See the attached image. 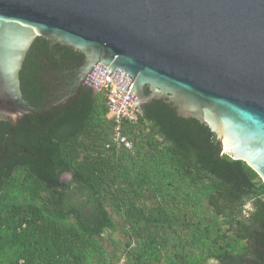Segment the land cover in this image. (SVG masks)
Returning <instances> with one entry per match:
<instances>
[{
	"label": "trees",
	"instance_id": "1",
	"mask_svg": "<svg viewBox=\"0 0 264 264\" xmlns=\"http://www.w3.org/2000/svg\"><path fill=\"white\" fill-rule=\"evenodd\" d=\"M83 61L80 51L42 37L26 53L20 89L39 113L14 127L0 121V264H105L107 206L140 236L135 264H264V184L243 161L220 155L218 139L197 119L153 99L140 106L137 123L122 124L127 149L110 142L104 92L83 85L67 103L40 108L41 74L59 80ZM149 198L161 200L152 212L140 202ZM165 203L187 216L180 223L187 233L170 253L162 248L178 232ZM152 229L163 231V244L145 234Z\"/></svg>",
	"mask_w": 264,
	"mask_h": 264
},
{
	"label": "water",
	"instance_id": "2",
	"mask_svg": "<svg viewBox=\"0 0 264 264\" xmlns=\"http://www.w3.org/2000/svg\"><path fill=\"white\" fill-rule=\"evenodd\" d=\"M37 37L84 55L75 92L97 64L120 69L139 106L161 99L197 119L264 184V0H0V121L12 127L39 113L19 80Z\"/></svg>",
	"mask_w": 264,
	"mask_h": 264
},
{
	"label": "rangeland",
	"instance_id": "3",
	"mask_svg": "<svg viewBox=\"0 0 264 264\" xmlns=\"http://www.w3.org/2000/svg\"><path fill=\"white\" fill-rule=\"evenodd\" d=\"M59 81L60 82L58 83V85L54 86L49 92L50 95H49L48 104L50 105L66 103L71 96L73 87L72 84L66 83V76L59 79ZM146 127L147 126L143 127V129ZM110 137H111L110 142L115 143V145H117L118 147L123 146L118 144V142L113 138V133L110 135ZM122 137H124L125 141L129 143V147H127V149H132L133 146L132 142L123 134ZM115 155L116 157H120L121 151L118 150L117 154ZM69 179H70L69 173H65L61 177V180L63 182H67ZM160 201H161L160 199L149 198V199H142L140 202L143 209L152 212L153 209L158 207ZM174 204L177 205L178 203H165V206H168L167 208L169 209L170 215H174L175 222H177V225L174 226V230L178 233L175 236H173V234L169 236L170 244L163 246L162 253L164 251H168V253H170V251L173 249V246L177 245V241H176L177 236L183 237L187 233V231L184 230L185 226L183 224H180L181 222L186 221L187 216L183 215L184 208H181L180 211H176L175 208H170V207H175L173 206ZM245 205L249 206V207H245L246 209L252 210L251 202H247ZM107 210L110 214L113 227L109 229H105L99 241V244L101 245V247L104 248V252H105L104 255L102 256L103 257L102 261H104L105 264H135L133 263V259L131 258L130 253L133 247L136 245V239L137 240L140 239V236L138 235V233L132 232L130 225L124 223L122 218L119 217L112 208L107 206ZM190 215L191 212L190 214H188V216ZM193 220H195V218H193ZM187 221L192 222V220H187ZM145 234L147 235L156 234L158 243L163 244V242L160 240L163 234L162 230L152 229L151 232H147ZM186 249L189 250L190 246L186 245ZM161 255L164 256V254ZM206 264H217V262L213 259H210L206 262Z\"/></svg>",
	"mask_w": 264,
	"mask_h": 264
},
{
	"label": "built area",
	"instance_id": "4",
	"mask_svg": "<svg viewBox=\"0 0 264 264\" xmlns=\"http://www.w3.org/2000/svg\"><path fill=\"white\" fill-rule=\"evenodd\" d=\"M85 83L96 92H104L108 116L113 121V138L118 144L129 147V143L122 137V124L137 123L141 108L130 92L131 79L128 74L120 69L111 70L108 66L97 64L87 75Z\"/></svg>",
	"mask_w": 264,
	"mask_h": 264
},
{
	"label": "flooded vegetation",
	"instance_id": "5",
	"mask_svg": "<svg viewBox=\"0 0 264 264\" xmlns=\"http://www.w3.org/2000/svg\"><path fill=\"white\" fill-rule=\"evenodd\" d=\"M75 70H76V68H75V69H72L71 72H69V70H65V72H64V73L66 74V83H70V84H72V87H73V81H74V78H75ZM40 79H41V81H43L44 84L46 85V90H45V92L42 93V97H43V99H42V106H41L40 108H42L43 110H48V108H49V106H50V104H48V102H49V95H50L49 92H50V90H51L54 86L58 85V83H59L60 81H59V80H54L53 77H52V75L49 74V73H42ZM75 93H76V92H75V89H74V87H73L70 98H71ZM70 98H69V99H70ZM68 101H69V100H68ZM68 101H67V102H68ZM67 102H66V103H67ZM63 104H64V103H63Z\"/></svg>",
	"mask_w": 264,
	"mask_h": 264
},
{
	"label": "clouds",
	"instance_id": "6",
	"mask_svg": "<svg viewBox=\"0 0 264 264\" xmlns=\"http://www.w3.org/2000/svg\"><path fill=\"white\" fill-rule=\"evenodd\" d=\"M245 207H249L248 205H245Z\"/></svg>",
	"mask_w": 264,
	"mask_h": 264
}]
</instances>
